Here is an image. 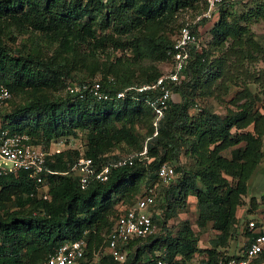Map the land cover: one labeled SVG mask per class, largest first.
<instances>
[{
	"label": "trees",
	"instance_id": "1",
	"mask_svg": "<svg viewBox=\"0 0 264 264\" xmlns=\"http://www.w3.org/2000/svg\"><path fill=\"white\" fill-rule=\"evenodd\" d=\"M118 1V5L111 11L107 10L100 21L105 22L110 13L113 14L111 27L117 35L127 34L135 28L150 32L164 21H169L178 9H197L195 0ZM239 1L242 0L236 2ZM104 7L101 0H0V26L17 27L21 32H38L50 46L55 45L54 50L60 54L58 59H48L40 53L20 49L11 51L0 38V85L11 94L7 105L13 96L22 100L10 110L0 113L1 127L10 133L28 135L30 143L43 150H47L53 141H65L67 137L75 136L76 131L84 132L86 138L82 153L77 150H62L47 158L46 168L55 172L46 175L47 200L28 196L34 184L23 172L15 176L0 177V208L4 207V203L11 201L22 213L19 217L12 212L5 219L0 218V264H43L47 254L54 247L79 239L84 231L87 232L86 248L78 264L87 263L88 236L101 240L99 235L91 231L98 229L103 223L107 225V234L110 220L114 216V205L120 201L131 205L133 197L128 199L130 196H126L124 192L134 190L132 195L135 194L144 177L147 178L145 184L148 185L154 181L152 173L160 164L171 158L177 159L176 133L188 121L187 110L191 105L193 93L198 86L211 82L218 74L216 69L211 70L212 64L209 62L206 48L201 55L191 56L186 69L182 71L188 76V80L182 81L173 89L179 100L168 103L157 127L159 136L150 137L149 143L145 145L146 159L150 160L146 162V159L139 161L133 158L130 165L111 167L106 181L90 180L82 188L77 176L70 171L79 155L89 158L94 167L99 168L119 159L110 153L121 143L140 151L141 146L135 145L137 138L132 134L130 127L138 116L149 113L150 124L153 119L143 94H127L122 99L97 101L88 94L80 96L64 93L63 96L50 98V94L46 93L49 89H64L67 80L74 81L72 78H66L69 75V59L78 54L93 62L94 49L104 48L105 42L111 41V36L102 30L104 24L95 21V14L103 12ZM223 7L219 9L217 24L209 32L210 43L221 42L224 38V33L221 32L225 12ZM183 22L177 24L176 28ZM1 33L2 30L0 37ZM89 41L92 48L85 52L82 45ZM112 45L114 48L121 46L118 42H113ZM142 45L141 40L132 45L131 50L137 57L142 51ZM163 46L167 51L166 57L170 58L172 43ZM119 62V59L115 60L116 64ZM109 77L112 82H107L104 77L100 78L102 87L109 92H116L130 85L150 83L158 78L153 76L146 82L128 84L111 75ZM90 81L79 80L76 83ZM251 114L242 109L221 118L208 116L199 122L207 127L202 130L197 128L200 131L196 133L199 136L202 132L203 135L211 134L224 143L229 137L230 128L254 118ZM239 160L240 156L235 149L228 163L221 161L204 170L197 169L187 176L182 173L176 183L173 179L166 186L160 200L162 210L159 214L156 211L151 218L162 233L130 241L126 246L128 252L125 260L120 264H157L158 260L166 264H179L175 261L176 256L185 259L194 254L197 250L194 246L195 240L189 238L192 235L185 225H182L183 230L178 235H173L165 226L173 215L174 206L179 205L175 197H182V194L187 193L193 194L198 202L196 226L203 228L207 223H211L212 229L218 233L211 248L203 250L205 257L202 264H215L217 257L221 256L217 254L216 249L218 245H224L227 237H230V222L234 219L235 205L238 196L244 193V188L238 181L242 169ZM174 171L177 176L181 168L176 167ZM220 171L237 178L232 179L236 184L228 185L226 180L220 178ZM197 176L205 182L203 191L198 190L196 186ZM10 195H13V200H10ZM106 208H113L109 221H106L103 213ZM155 251H158V254H154ZM102 261L100 259V264H105Z\"/></svg>",
	"mask_w": 264,
	"mask_h": 264
},
{
	"label": "rangeland",
	"instance_id": "2",
	"mask_svg": "<svg viewBox=\"0 0 264 264\" xmlns=\"http://www.w3.org/2000/svg\"><path fill=\"white\" fill-rule=\"evenodd\" d=\"M101 2L105 7L103 12L95 14V21L104 24L102 30L111 36V41H106L104 48L97 47L94 49L93 62L78 54L69 59V75L66 78H72L77 82L79 80L107 78L111 75L121 82L131 84L146 82L151 80L153 76L163 75L171 65V60L166 57L167 51L163 45L168 46L169 43L173 42L177 33V24L186 18H190L193 11L186 8H182L181 11L178 9L173 14V19L164 21L150 32L135 28L127 34L117 35L111 27L114 21L113 14L110 13L105 22L100 21L107 10H113L119 1L101 0ZM222 9H225L221 22V32L224 33L223 40L210 43V34L205 40L209 62L212 64L211 70L216 69L218 74L211 82L202 83L196 88L191 105L187 110L188 121L176 133L178 136L177 159L171 158L164 163L175 164L176 167L181 168L177 176L174 175L176 183L182 177V173L187 176L197 169L201 171L221 161L228 163L231 160L232 151L237 150L242 168L238 181L241 182L244 193L238 196L235 205L234 219L230 222L232 226L230 237H227L224 245H218L216 249L217 254L221 256H231L242 248L246 238L249 237L244 222L249 219L261 220V222L264 220V0H242L224 5ZM0 30H2L0 38L11 51L20 49L25 52L40 53L41 56L48 59H58L60 56L54 50L55 45L50 46L38 32H21L17 27L12 26L7 28L0 26ZM137 40H141L143 44L138 57L131 50L132 45ZM113 42H118L121 46L114 48ZM82 48L85 52L91 50V41L82 45ZM118 59L120 62L116 64L115 60ZM104 74L107 77L103 76ZM182 80L187 81L188 76L183 74L181 82ZM50 90H46V93L50 94V98L63 96L65 93L64 89L60 87L56 91ZM172 100H179L174 90ZM21 102L22 100L18 96H13L7 107L1 112L10 110L12 106ZM242 109L251 112L254 118H249L246 123L231 127L229 137L225 139L224 143L220 138L211 136V134L203 135L202 132L199 136L196 133L200 131L197 128L202 130L207 127L199 123L203 118L208 116L221 118ZM149 115L148 113L145 116H138L130 127L132 134L137 138L135 145L141 146L139 152L145 145L147 146L150 137L157 138L159 136V129L153 128L149 123ZM67 138L65 141L56 140L54 143L56 148L67 152L77 150L78 153H82L86 140L84 132L76 131L75 136ZM138 151L134 150V147L121 143L110 154L117 156L120 160L132 156ZM219 176L226 180L230 186L236 184V181L232 179L237 178H232L222 171H220ZM145 179L147 178L144 177L141 180L139 188L135 190L136 195H132L134 190L126 191L124 194L130 196L128 199L133 197L132 204L143 191L152 190L155 194L153 209L159 214L162 210L160 200L167 187L157 183L156 180L146 185ZM204 184L205 182L197 176L196 186L198 190L203 191ZM175 198L179 205L174 206L173 215L166 222V229L173 235H178L183 230L182 225H185L191 232L192 237L189 238L195 240L194 246L197 249L191 257L184 259V257L176 256L175 261L179 264L181 262L182 264H202L205 257L203 250L211 248L218 233L212 229L211 223H207L203 228L196 226L198 202L193 194H182V197L177 195ZM10 200H13V195H10ZM124 202L120 201L114 205V214L129 206ZM108 208L103 212L106 221H109L113 214V208ZM19 210L20 208H15L12 202L8 201L4 203V207L0 208V218L5 219L12 212L16 217H19L22 214ZM106 229L107 225L101 223L98 229L91 231L93 234L99 235L101 240L99 241L94 236H88L89 260L85 264L92 263L94 254H97L98 248L106 236ZM160 232L162 233L159 226L155 224L154 234ZM103 252L104 250L100 249L99 256ZM154 254H158V251H155ZM107 257V254H103L100 259L105 264H120V262L116 263Z\"/></svg>",
	"mask_w": 264,
	"mask_h": 264
},
{
	"label": "built area",
	"instance_id": "3",
	"mask_svg": "<svg viewBox=\"0 0 264 264\" xmlns=\"http://www.w3.org/2000/svg\"><path fill=\"white\" fill-rule=\"evenodd\" d=\"M236 1L238 0H195L196 11H193L190 18L184 20L173 39L170 68L156 80L145 84L130 85L116 92L104 89L100 78L82 83L67 80L64 92L68 95L88 94L97 101L122 99L127 94H143L144 102L153 115L151 125L157 129L168 103L176 102L172 100V92L174 87L181 83L182 71L186 69L191 56L201 55L206 48V36L219 20L220 7ZM106 81L112 82V78L107 77ZM10 98L9 91L0 85V113L7 107ZM54 143L56 142H51L49 148L43 150L39 146L31 144L28 135L10 133L6 128H2L0 118V177L15 176L19 172H23L34 184L28 196L47 200L46 175L55 172L46 168V161L50 155L62 151L56 148ZM133 158H137L139 161L145 160V146L137 154L125 159H117L99 168H95L89 158L79 155L70 171L77 176L79 185L83 188L90 180L106 181L111 167L130 165ZM148 160L146 159V162ZM175 167V164L162 163L152 173V177L157 183L167 186L174 179ZM154 206L155 194L152 190H147L143 191L133 204L117 211L110 220L108 232L102 245L98 248L97 254H94L91 264H100V256L103 254H107L116 262H123L126 256V246L130 241L154 234L155 224L151 220L152 215L155 214ZM244 227L249 233V237L246 238L242 248L233 257L218 256L215 264L264 263V220L262 222L261 220H246ZM86 236L87 232L84 231L79 239L54 247L47 254L43 264H78L83 258L86 248ZM100 249L104 252L99 256ZM157 264H166V262L158 260Z\"/></svg>",
	"mask_w": 264,
	"mask_h": 264
},
{
	"label": "crops",
	"instance_id": "4",
	"mask_svg": "<svg viewBox=\"0 0 264 264\" xmlns=\"http://www.w3.org/2000/svg\"><path fill=\"white\" fill-rule=\"evenodd\" d=\"M262 264H264V263H262Z\"/></svg>",
	"mask_w": 264,
	"mask_h": 264
},
{
	"label": "clouds",
	"instance_id": "5",
	"mask_svg": "<svg viewBox=\"0 0 264 264\" xmlns=\"http://www.w3.org/2000/svg\"><path fill=\"white\" fill-rule=\"evenodd\" d=\"M64 243V242H63Z\"/></svg>",
	"mask_w": 264,
	"mask_h": 264
}]
</instances>
